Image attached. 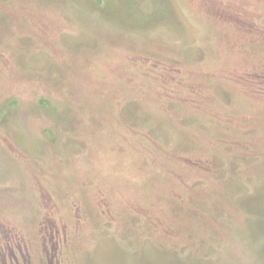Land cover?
Listing matches in <instances>:
<instances>
[{"label":"rangeland","instance_id":"374dc122","mask_svg":"<svg viewBox=\"0 0 264 264\" xmlns=\"http://www.w3.org/2000/svg\"><path fill=\"white\" fill-rule=\"evenodd\" d=\"M0 264H264V0H0Z\"/></svg>","mask_w":264,"mask_h":264},{"label":"trees","instance_id":"16d2710c","mask_svg":"<svg viewBox=\"0 0 264 264\" xmlns=\"http://www.w3.org/2000/svg\"><path fill=\"white\" fill-rule=\"evenodd\" d=\"M16 239H18V238H16ZM14 240H15V239H13V240L11 239L10 242L8 241V243L6 244V247H7V248H8V247L11 248V247H12L11 245L14 246V242H12V241H14Z\"/></svg>","mask_w":264,"mask_h":264}]
</instances>
